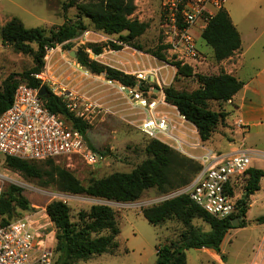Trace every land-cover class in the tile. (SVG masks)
<instances>
[{"label":"rangeland","instance_id":"rangeland-1","mask_svg":"<svg viewBox=\"0 0 264 264\" xmlns=\"http://www.w3.org/2000/svg\"><path fill=\"white\" fill-rule=\"evenodd\" d=\"M92 1L94 0H4L0 2V32L8 22L16 20L26 28L43 29L47 36H51V32L57 31L63 25L79 22L85 25V31L94 33L85 36L84 31L79 32L73 40L47 49L41 70L43 76L47 78L42 86H46L64 101H68L67 97L70 93L75 95L79 112H84L88 118L89 143L104 155V161L98 165H88L77 158L55 160V165L72 173L84 186H88L91 181L107 178L115 173H132L151 158L147 153L150 141L140 130L141 110L129 103L130 96L128 92L120 90L121 84L115 81L110 83L104 74L95 75L87 71L77 63L74 57L70 56L71 51L82 50L89 54L93 53L94 48H98L101 49V54L90 58L103 66L116 67V61L124 59L129 70H144L149 74L154 70L158 71V78L153 75L147 77L141 87L142 91H145L147 95L150 93L149 96L153 98L161 97V92L164 94L167 88H173L179 92H192L199 87L197 75L214 73L213 70L199 66H196L192 73L180 72L172 64L174 61L167 50H161L166 61L154 56L153 52L164 45V32L160 26L162 0L135 1L138 4L137 8H141L140 13L145 15L144 21L149 23L150 27L135 42V45L131 46L122 45L117 35L109 36L94 29L90 20L81 13V9ZM204 27L206 23L199 20L192 32L201 53L207 54V48L201 37ZM69 42L73 44L71 50L63 47ZM32 46L36 49L35 44ZM118 46L121 48H117ZM114 51L118 54L112 53ZM96 57H98L97 60ZM34 67L32 55L19 52L14 45H3L0 36V90L10 75L22 74ZM15 80L18 85L26 84L21 76H16ZM220 105L219 102H210L209 107L217 111L222 109ZM171 106L169 104L163 109L179 122L176 118L177 112ZM228 110L231 111L232 107H228ZM234 118L233 113L230 116V122ZM212 136L215 138L208 144L207 141L203 142L195 135L193 138H198L199 145L202 147L227 152L231 138L226 127L219 124ZM191 142L196 143L195 139ZM238 144H241V141ZM171 145L168 146L175 152L171 181L175 186L166 190L149 189L143 192L139 199L131 202L74 195L63 191L57 182L49 178L43 180L25 178L8 167L6 157L2 155H0V174L7 179L4 190L9 191L13 186L18 187L21 189L20 197L28 202L29 209L25 211L16 207L15 217L18 219L28 216L41 225L50 222L54 232L52 234L54 246L57 229L47 211L49 204L55 201L65 203L69 207L73 222L78 221L81 211H89L93 205H107L113 209L120 228L117 238L118 248L111 250L110 254L96 255L78 264H156L157 246L178 241L180 235L187 230V226L176 217H172L158 227L152 226L143 216V210L166 201L170 193L179 189L177 183L181 179L191 178L199 164L197 157L202 153V149H198L196 145L185 147L182 152ZM247 146L264 150V129L253 130ZM238 194L242 200L245 195L244 185L239 186ZM244 208L246 214L242 221L245 227L239 228L242 223L240 222L239 227L228 231L221 245V254L212 249H186L187 264H264V251L258 252L264 240V224L261 223V219L264 218V179L261 180L260 190L245 200ZM191 224L202 232L211 230L210 225L201 218L193 219Z\"/></svg>","mask_w":264,"mask_h":264},{"label":"trees","instance_id":"trees-1","mask_svg":"<svg viewBox=\"0 0 264 264\" xmlns=\"http://www.w3.org/2000/svg\"><path fill=\"white\" fill-rule=\"evenodd\" d=\"M136 0H94L81 9L93 25L96 31H101L109 36H118L122 45H135L149 29L147 22L140 21L136 16ZM85 25H63L57 31L47 36L41 28H26L16 20L8 22L0 32L3 45H14L23 54L34 57L35 67L22 74H12L3 83L0 90V113L6 111L12 104L14 94L18 88L16 76L25 79L26 85L32 88H40L41 81L35 77L40 74L44 66L43 57L49 48L64 44L73 40L79 32H85ZM202 40L210 46L217 62H222L232 57L241 48V37L232 23L229 13L223 9L209 21L201 34ZM36 45V49L33 48ZM63 47L67 50L73 48L69 42ZM121 48L118 46L117 48ZM139 49L141 47L138 46ZM167 46H161L153 52L154 56L166 61L161 50ZM94 55H100L101 49L94 48ZM77 63L87 71L95 75L104 74L110 81L120 83L125 87H135L137 80L132 75H127L117 69L106 67L91 60L90 55L82 50L76 52ZM178 70L192 73L193 66H183L179 62L172 63ZM199 87L192 92H179L173 88L164 91L167 103L176 107L180 115L195 126L203 142L212 138L214 129L219 124H224L229 114L223 109L224 103L233 97L244 87V82L225 73L212 75H197ZM47 108L60 116L73 129L79 130L89 143L87 132L89 123L71 112L66 101L49 89V94L42 97ZM210 102H219L221 110H212ZM147 153L151 156L140 167L130 174L115 173L107 178L91 181L88 186L81 182L66 169L55 165V160L28 161L15 157H6V164L28 179L43 180L49 178L57 182V185L65 192L74 195L113 200L116 202H131L139 199L143 192L158 188L166 190L175 185L171 181L172 166L175 152L160 141L149 139ZM90 145V143H89ZM93 149L92 145H90ZM98 151V150H97ZM37 162H45L44 164ZM197 165V164H196ZM201 170L198 164L193 176L183 178L177 183L181 188L190 185ZM264 179V171L251 169L249 177L244 183L245 195L238 205V213L228 220H217L209 215L201 207L195 204L188 195H180L166 200L143 210V216L152 226H160L172 217H176L187 230L180 235L176 242L157 246L156 264H187L186 249H212L221 254V245L229 230L234 229L232 221L240 219L243 225V217L246 214L245 200L260 190L261 180ZM21 189L11 187L4 190L1 196L2 223L8 224L17 218L15 210L29 209L28 202L20 197ZM48 214L57 229L56 245L54 246L55 264H78L96 255L110 254L111 250L118 248L117 238L120 228L113 209L107 205H93L89 211H81L78 221L73 222L69 207L62 201H55L48 205ZM195 218H201L211 227L209 232L196 229L191 223ZM264 224V218L261 219ZM105 233V234H103Z\"/></svg>","mask_w":264,"mask_h":264},{"label":"built area","instance_id":"built-area-1","mask_svg":"<svg viewBox=\"0 0 264 264\" xmlns=\"http://www.w3.org/2000/svg\"><path fill=\"white\" fill-rule=\"evenodd\" d=\"M4 0H0L2 2ZM227 0H162L160 26L164 32L163 44L174 62L195 68L202 59L193 29L199 20L206 25L224 9ZM85 36L94 34L88 31ZM118 54V52H112ZM90 57L95 55L90 52ZM98 57H96L97 60ZM111 67L132 75L137 80L135 87L119 85L128 92L130 102L141 110L140 130L149 139H154L181 152L185 147H198L202 153L197 157L201 170L194 181L170 193L166 200L180 195L190 199L212 217L223 221L238 213V188L244 185L251 169L264 171V151L246 148L232 152H221L199 145L197 132L180 113L177 119L161 110L169 106L164 94L153 98L141 90L143 81L158 71L129 70L123 59ZM35 77L45 84L43 73ZM112 83V81H110ZM40 88L21 84L15 91L11 106L0 113V155L28 161H46L77 158L88 165H98L104 155L93 149L84 134L70 127L62 116L51 112L39 95ZM67 107L88 122L85 113H80L73 93L68 95ZM175 116V115H174ZM195 139L196 143L191 141ZM257 163L261 164L258 165ZM7 181L0 174V264H55L53 229L50 222L41 225L30 217H21L8 224L2 223L1 196ZM240 220V219H239ZM264 251V240L258 252Z\"/></svg>","mask_w":264,"mask_h":264},{"label":"crops","instance_id":"crops-1","mask_svg":"<svg viewBox=\"0 0 264 264\" xmlns=\"http://www.w3.org/2000/svg\"><path fill=\"white\" fill-rule=\"evenodd\" d=\"M226 4L224 9L229 13L232 23L240 34L241 48L232 57L217 62L212 48L203 40L208 53H201L202 59L195 64V67L213 70V74L224 71L244 82V87L232 100L223 105V109L229 114L223 124L231 138L227 152H232L252 148L247 146L250 134L257 128L264 129V0H235V2L227 0ZM136 5L138 6L137 3ZM140 12L141 8H137L135 16L145 22V15ZM130 66L134 68L133 65ZM126 68L128 69V65ZM171 107L179 113L176 107ZM228 107H232V110L229 111ZM161 110L165 111L163 107ZM233 113L235 118L230 122V116ZM191 126L200 138L195 126L192 124ZM213 138L215 137L212 136L206 143L213 141ZM240 141L241 144H238Z\"/></svg>","mask_w":264,"mask_h":264},{"label":"water","instance_id":"water-1","mask_svg":"<svg viewBox=\"0 0 264 264\" xmlns=\"http://www.w3.org/2000/svg\"><path fill=\"white\" fill-rule=\"evenodd\" d=\"M70 56L76 58V52L71 51L70 52ZM48 94H49L48 88L46 86H41L40 89H39V95H40V97H44V96H46ZM232 225H233V227H239L240 220L239 219H234L232 221Z\"/></svg>","mask_w":264,"mask_h":264}]
</instances>
